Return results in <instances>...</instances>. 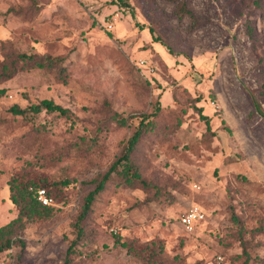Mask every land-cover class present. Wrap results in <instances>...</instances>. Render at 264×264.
<instances>
[{
	"label": "rangeland",
	"instance_id": "374dc122",
	"mask_svg": "<svg viewBox=\"0 0 264 264\" xmlns=\"http://www.w3.org/2000/svg\"><path fill=\"white\" fill-rule=\"evenodd\" d=\"M124 1L136 18L120 0H0V62L23 52L66 66L61 81L22 62L0 84V227L20 209L14 177L18 189L47 178L54 199L50 215L16 225L0 264H66L90 181L158 104L133 154L153 187L114 172L70 264H144L116 239L162 249L172 264H264V0ZM44 99L70 113L10 110ZM66 179L68 187L53 184ZM195 205L205 218L187 231L181 219Z\"/></svg>",
	"mask_w": 264,
	"mask_h": 264
},
{
	"label": "trees",
	"instance_id": "16d2710c",
	"mask_svg": "<svg viewBox=\"0 0 264 264\" xmlns=\"http://www.w3.org/2000/svg\"><path fill=\"white\" fill-rule=\"evenodd\" d=\"M122 4L127 6L130 9L132 17L136 18L135 9L131 6V4L127 3L124 0H120ZM184 12H188V9L182 7ZM136 26H139L141 29L147 28L146 25L140 24L136 22ZM154 41L161 43L168 47L164 41L160 38H155ZM170 50V49H169ZM27 62L30 67L35 68H44L48 69L50 72L56 70L57 73L61 75V81H65V69L64 66V58L63 57H55L51 56H41L37 54H28L23 52H18L13 55H5L4 59L0 62V84L5 80H9L14 77L19 71L20 63ZM7 92L5 87L0 88V97L3 96ZM252 95V92H251ZM199 99H196L195 102H199ZM256 107L261 111H263L262 105L258 103V101L254 100ZM161 105L158 104L155 109L150 113H142L140 114V121L137 125V129L132 134V136L127 141V144L123 148L121 155L118 156L115 161L111 164L109 169L102 175L96 177L90 183L94 184L93 189H91L84 197L82 208L73 224L76 237L69 244L67 249V258L66 264L73 263L70 255L76 253V248L79 243L85 239L87 230L85 221L89 218L90 213L92 212V206L97 198V196L105 190L107 184L110 182L112 174L114 172H122L126 175L125 180L128 181L129 184L133 186H140L144 189H150L153 187V184L147 181L145 178L141 177V174L138 173L137 165L133 160V154L136 151V148L139 146L140 140L145 133V130L150 129V125H152V120L159 115L161 111ZM195 109L198 111L200 118L206 123L208 132H211V117L203 112V107L197 106L195 104ZM13 113L22 115L27 117L29 114H39L41 112H59L62 115H67L70 113L69 109L62 107L60 104L56 103L52 99H44L38 103H32L26 107H22L20 105H14L10 109ZM117 115V113L115 114ZM119 123L125 125L126 119H118ZM150 126V127H149ZM120 167H123L122 171ZM38 180L39 182L33 181L30 185L25 183H21V188L18 189L16 185L15 177L12 179L10 184L11 191V200L18 207L20 206L17 217L12 219L6 225L0 227V252L10 249L14 243V230L16 225L19 227H24L23 221L26 217L27 219H34L37 217L48 216L54 210L52 206L54 205H44L37 198V191L41 188L46 189L48 195L52 197L50 194V185L51 183L47 178L40 176ZM73 181L70 179H66L64 181L53 183L55 186H59L60 184L63 186H69ZM86 184V182H84ZM32 188V189H30ZM18 190V192H16ZM233 220L237 223L240 222V219L234 213L232 216ZM116 243H120L123 247H125L129 254L135 256L138 260H141L144 264H172L169 258H167L162 249L153 247L151 251L141 252L139 250H134L130 242L120 241V239H116ZM21 246L25 247V242L23 240L20 241ZM244 247V253L248 255L246 251V242L242 241ZM145 249H143L144 251Z\"/></svg>",
	"mask_w": 264,
	"mask_h": 264
},
{
	"label": "built area",
	"instance_id": "2783aa9c",
	"mask_svg": "<svg viewBox=\"0 0 264 264\" xmlns=\"http://www.w3.org/2000/svg\"><path fill=\"white\" fill-rule=\"evenodd\" d=\"M37 198L44 205H53L54 199L50 197L46 191V189L41 188L37 191ZM205 218V213L203 210L195 205L187 213L182 216V224L186 228L187 231H194L196 226Z\"/></svg>",
	"mask_w": 264,
	"mask_h": 264
}]
</instances>
